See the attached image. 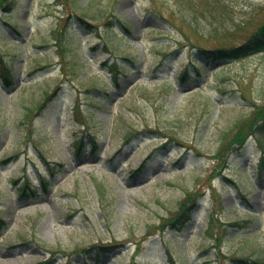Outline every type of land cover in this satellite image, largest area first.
I'll return each mask as SVG.
<instances>
[{"label": "rangeland", "instance_id": "rangeland-1", "mask_svg": "<svg viewBox=\"0 0 264 264\" xmlns=\"http://www.w3.org/2000/svg\"><path fill=\"white\" fill-rule=\"evenodd\" d=\"M4 6L0 264H264V130L248 135L247 120L245 150L216 151L264 106V55L192 66L196 47L241 43L264 23V0Z\"/></svg>", "mask_w": 264, "mask_h": 264}, {"label": "trees", "instance_id": "trees-1", "mask_svg": "<svg viewBox=\"0 0 264 264\" xmlns=\"http://www.w3.org/2000/svg\"><path fill=\"white\" fill-rule=\"evenodd\" d=\"M14 0H0V4L5 5L4 7L9 8ZM80 24H86L88 27H92L89 24L88 19L85 17H79ZM110 22L109 19H107ZM112 22V21H111ZM16 32V31H15ZM17 33V32H16ZM197 51L194 52L195 60L193 65H197L198 62H208L210 64L215 63L216 61H232V59L237 57H242L248 54L256 53L262 51L260 55H264V23L260 24L253 32H251L241 43L230 45V46H215V47H196ZM0 75L1 78L6 82L10 83L13 77V73L11 72L10 66L4 63L2 58H0ZM198 73V71L196 70ZM190 71L188 67H184L179 76V81L181 83H185L188 81L190 77ZM249 121V132L248 134L255 133L260 130H264V106L257 110V112L251 115V118H246L237 124V129L233 133L229 142L224 143L220 142L216 148V151L220 152L222 150H233L236 151L237 147H241L245 142L247 135L243 134L242 131L243 123L245 121ZM258 123V124H257ZM254 124V125H253ZM253 125V126H252ZM252 126V127H251ZM251 127V128H250ZM259 141V140H258ZM82 143V141H81ZM262 151V155L260 157V166L264 167V146L260 143H257ZM237 146V147H236ZM29 190L28 188L26 189ZM32 191V190H30ZM191 214V206H185L184 209L180 211V213L172 219L171 225L176 226L180 223L185 222L189 219ZM2 221L0 220V228L2 227ZM241 263H249L246 258L241 257L239 259H235ZM259 260V259H258ZM255 260V263L259 264V261Z\"/></svg>", "mask_w": 264, "mask_h": 264}]
</instances>
